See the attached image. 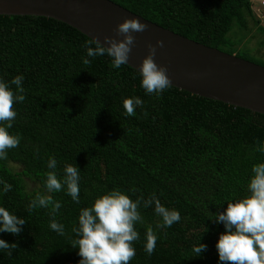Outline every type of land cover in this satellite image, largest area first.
Segmentation results:
<instances>
[{
  "label": "trees",
  "instance_id": "1",
  "mask_svg": "<svg viewBox=\"0 0 264 264\" xmlns=\"http://www.w3.org/2000/svg\"><path fill=\"white\" fill-rule=\"evenodd\" d=\"M111 1L195 42L256 63L239 49L251 23L260 24L261 2ZM259 29L264 35V26ZM88 39L51 18L0 16V79L10 83L22 75L26 97L14 103L17 116L8 129L21 137L20 144L0 160V180L12 185L5 193L0 184V206L26 223L18 236L0 233V239L18 244L11 257L0 250V264H79V248L70 244L79 212L117 188L132 200L155 192L162 205L181 215L178 223L160 229L154 205L141 204L143 224L135 225L140 239L133 244L130 264H221L216 244L225 227L210 217L226 210V198L247 194L252 166L264 162V152L256 151L264 145V115L172 86L149 95L129 65L117 69L107 55L88 57L83 47ZM127 97L144 102L132 116L123 107ZM50 157L61 179L66 164L79 167V203L66 186L47 192ZM37 192L61 202L55 219L65 226V235L50 229L48 209L27 211ZM149 225L158 237L151 256L144 250ZM199 243L207 250L195 256L192 249Z\"/></svg>",
  "mask_w": 264,
  "mask_h": 264
},
{
  "label": "clouds",
  "instance_id": "2",
  "mask_svg": "<svg viewBox=\"0 0 264 264\" xmlns=\"http://www.w3.org/2000/svg\"><path fill=\"white\" fill-rule=\"evenodd\" d=\"M147 27L138 19L126 18L115 29L116 35L123 39L105 36L102 43L99 38H90L85 41L83 47L87 49L88 57L109 56L112 67L118 69L129 62V55L135 44L133 33L144 32ZM158 47H164L163 40H158L156 45L148 44L149 54L137 70L142 78L141 86L149 95H159L172 86L167 67L158 65L154 59ZM83 62L87 65L90 60L84 59ZM23 79L22 75L15 76L10 83L0 79V160H6L7 151L20 144L21 137L18 134H10L8 129L13 127L17 116L14 103H23L26 98L25 88L22 86ZM10 85L16 86L15 91ZM122 100L128 116L134 115L135 109L143 107L144 103L140 97H127ZM256 151L264 152V145L258 146ZM47 166L50 169L45 174L47 192H60L66 186L67 194L79 203V167L66 164L61 179L55 171L57 161L54 157L49 158ZM251 173L247 194L240 198H226V210L213 213L210 217L218 224L223 223L225 227L216 244L221 264H264V162L254 164ZM0 184L4 185L5 193L12 189V185L3 180H0ZM135 192L136 189H133V194ZM141 204L144 208L154 205L156 216L162 218L157 228L171 227L181 220L180 213L162 205L155 192L147 199L141 195L132 200L119 188L108 191L97 196L90 207L80 210L78 227L71 229L75 238H70V244L73 248H79V264H130L136 255L133 244L140 239L135 225L143 224L139 211ZM61 207V202L54 200L52 195L37 192L30 200L27 211L48 209L50 229L63 236L66 234L65 226L55 219ZM25 223V219L0 206V233L7 232L18 236ZM157 239L153 227L147 226L144 250L149 256L155 251ZM17 247V243L9 244L0 239V250L8 257L12 256ZM206 250L207 245L202 243L192 249L195 256H200Z\"/></svg>",
  "mask_w": 264,
  "mask_h": 264
},
{
  "label": "water",
  "instance_id": "3",
  "mask_svg": "<svg viewBox=\"0 0 264 264\" xmlns=\"http://www.w3.org/2000/svg\"><path fill=\"white\" fill-rule=\"evenodd\" d=\"M0 16H39L65 23L89 38L115 37L126 18L147 30L133 33L135 44L127 65L138 70L148 44L164 41L154 57L166 66L172 87L193 95L264 115V66L211 48L163 28L111 0H0Z\"/></svg>",
  "mask_w": 264,
  "mask_h": 264
},
{
  "label": "rangeland",
  "instance_id": "4",
  "mask_svg": "<svg viewBox=\"0 0 264 264\" xmlns=\"http://www.w3.org/2000/svg\"><path fill=\"white\" fill-rule=\"evenodd\" d=\"M253 1V0H252ZM260 1V0H259ZM257 1H253L258 3ZM256 11V10H255ZM258 13V18L260 19V24L255 25L254 22L251 23L252 31L248 37L241 41L243 45L240 47L239 51L242 55L246 54L249 59L255 61L256 63H264V46H261L260 43L264 41V35L259 29V27L264 26V10H260ZM241 37L246 36L245 34L242 35V32H239ZM232 37L237 41L239 38L236 37V34L229 35V38Z\"/></svg>",
  "mask_w": 264,
  "mask_h": 264
},
{
  "label": "built area",
  "instance_id": "5",
  "mask_svg": "<svg viewBox=\"0 0 264 264\" xmlns=\"http://www.w3.org/2000/svg\"><path fill=\"white\" fill-rule=\"evenodd\" d=\"M261 4L264 6V0H260Z\"/></svg>",
  "mask_w": 264,
  "mask_h": 264
},
{
  "label": "crops",
  "instance_id": "6",
  "mask_svg": "<svg viewBox=\"0 0 264 264\" xmlns=\"http://www.w3.org/2000/svg\"><path fill=\"white\" fill-rule=\"evenodd\" d=\"M253 1H257V0H253ZM253 1H252V2H253ZM258 1H259V0H258ZM259 2H260V1H259ZM259 2H258V3H259Z\"/></svg>",
  "mask_w": 264,
  "mask_h": 264
}]
</instances>
